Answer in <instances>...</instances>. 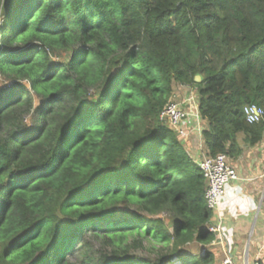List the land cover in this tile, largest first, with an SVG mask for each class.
Segmentation results:
<instances>
[{
    "label": "trees",
    "instance_id": "trees-1",
    "mask_svg": "<svg viewBox=\"0 0 264 264\" xmlns=\"http://www.w3.org/2000/svg\"><path fill=\"white\" fill-rule=\"evenodd\" d=\"M185 88L205 156L263 140L264 0H0V264H214Z\"/></svg>",
    "mask_w": 264,
    "mask_h": 264
},
{
    "label": "crops",
    "instance_id": "crops-1",
    "mask_svg": "<svg viewBox=\"0 0 264 264\" xmlns=\"http://www.w3.org/2000/svg\"><path fill=\"white\" fill-rule=\"evenodd\" d=\"M186 110L190 116L184 125L189 136L184 139V147L198 163L205 151L194 129L197 123L201 129L206 123L197 117L196 105ZM243 139L242 134L237 138L242 155L236 160L227 158L238 178L225 186L219 201V213L224 220L221 239L217 238L212 247L214 264H220L225 254L236 264H243L245 259L264 261V138L255 147H246Z\"/></svg>",
    "mask_w": 264,
    "mask_h": 264
},
{
    "label": "built area",
    "instance_id": "built-area-1",
    "mask_svg": "<svg viewBox=\"0 0 264 264\" xmlns=\"http://www.w3.org/2000/svg\"><path fill=\"white\" fill-rule=\"evenodd\" d=\"M243 114L248 124H257L264 118V110L256 105L245 106L243 108ZM189 116V112L182 109L178 103H172L161 112L159 120L170 124L171 127L177 130L178 134L183 139H186L189 136V130L185 128L184 122ZM197 117H199V115H197ZM194 130H196L195 132H197V135L201 138V127L199 123H197ZM197 166L207 182L205 191L206 207L208 210L212 211L214 215L207 229L210 233L214 234L216 238L221 239L224 218L219 213V201L223 195L225 186L237 180V173L234 168L228 164L227 158L223 154H219L215 157L203 156V158L198 161ZM222 264H234V261L226 254ZM243 264H264V262L255 258L251 262L245 259Z\"/></svg>",
    "mask_w": 264,
    "mask_h": 264
},
{
    "label": "rangeland",
    "instance_id": "rangeland-1",
    "mask_svg": "<svg viewBox=\"0 0 264 264\" xmlns=\"http://www.w3.org/2000/svg\"><path fill=\"white\" fill-rule=\"evenodd\" d=\"M196 99H197L196 92L193 89L185 88L184 90L183 89L182 90H180V89L176 90L175 100L177 102H180L181 105H183L184 107H185V105H187L190 102V103H192V106L194 105L193 107L191 106V108H195V103L197 101ZM181 101H183V102H181ZM187 107H189V106L187 105ZM197 249H198L197 245H192L190 247V251L193 254H196Z\"/></svg>",
    "mask_w": 264,
    "mask_h": 264
},
{
    "label": "water",
    "instance_id": "water-1",
    "mask_svg": "<svg viewBox=\"0 0 264 264\" xmlns=\"http://www.w3.org/2000/svg\"><path fill=\"white\" fill-rule=\"evenodd\" d=\"M200 80H201L200 76H196V77H195V81H196V82H200Z\"/></svg>",
    "mask_w": 264,
    "mask_h": 264
},
{
    "label": "clouds",
    "instance_id": "clouds-1",
    "mask_svg": "<svg viewBox=\"0 0 264 264\" xmlns=\"http://www.w3.org/2000/svg\"><path fill=\"white\" fill-rule=\"evenodd\" d=\"M199 118H200V117H199ZM201 131H202V129H201ZM187 138H188V137H187ZM201 139H202V138H201ZM216 240H217V238H216ZM216 240H215V241H216ZM225 255H226V254H225ZM224 258H225V257H224Z\"/></svg>",
    "mask_w": 264,
    "mask_h": 264
}]
</instances>
